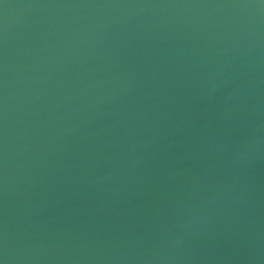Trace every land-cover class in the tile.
<instances>
[{
    "label": "water",
    "instance_id": "obj_1",
    "mask_svg": "<svg viewBox=\"0 0 264 264\" xmlns=\"http://www.w3.org/2000/svg\"><path fill=\"white\" fill-rule=\"evenodd\" d=\"M0 264H264V0H0Z\"/></svg>",
    "mask_w": 264,
    "mask_h": 264
}]
</instances>
